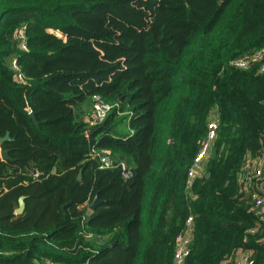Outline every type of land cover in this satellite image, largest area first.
Returning <instances> with one entry per match:
<instances>
[{
	"label": "trees",
	"instance_id": "1",
	"mask_svg": "<svg viewBox=\"0 0 264 264\" xmlns=\"http://www.w3.org/2000/svg\"><path fill=\"white\" fill-rule=\"evenodd\" d=\"M263 45L264 0H0V150L13 159L0 158V264H173L188 215L185 264L239 248L264 264L259 191L242 183L264 150V71L228 64ZM94 95L116 105L91 125Z\"/></svg>",
	"mask_w": 264,
	"mask_h": 264
},
{
	"label": "built area",
	"instance_id": "2",
	"mask_svg": "<svg viewBox=\"0 0 264 264\" xmlns=\"http://www.w3.org/2000/svg\"><path fill=\"white\" fill-rule=\"evenodd\" d=\"M19 37L23 39L24 34L22 31L19 33ZM24 47V42H22ZM255 61H260L261 65L259 71H264V45L256 48L250 52H247L241 56L231 59L228 64L232 67L243 69L249 64ZM12 67L18 69L16 61L13 60ZM18 79H21V75H17ZM92 107L87 119L91 125H96L105 120L112 107L116 104H112L104 100L100 95H94L92 97ZM30 113V111H29ZM218 122L216 118H211L207 123V131L205 138L200 142L199 150L196 152L191 165L188 168L187 176L188 181H191L195 177H198L202 173V161L206 158L211 145L217 135ZM92 156L98 159V166L101 169H109L119 167L121 175L124 179H129L132 175L130 168L123 162H115V160L109 155L108 151L104 149H92ZM257 160H250L248 164L249 171L243 178V189L248 190V186L251 182L256 183V188L259 192L253 193L254 199V212L258 216V225L253 227L250 232L253 233L261 225L263 227L262 240L264 242V150H261ZM39 173L36 171L34 177H38ZM261 192V193H260ZM193 235V216L188 215L185 219L181 232L176 236L174 241V248L172 254L173 264H185L186 258L190 253V246ZM229 260H225L228 263ZM254 258L251 250L239 248L235 252L234 262L232 264H253Z\"/></svg>",
	"mask_w": 264,
	"mask_h": 264
},
{
	"label": "water",
	"instance_id": "3",
	"mask_svg": "<svg viewBox=\"0 0 264 264\" xmlns=\"http://www.w3.org/2000/svg\"><path fill=\"white\" fill-rule=\"evenodd\" d=\"M30 116L32 117L33 121L35 122V124L37 123L35 118H34V115L30 112ZM91 132H89L90 134ZM10 136H9V132H6V134L0 138V143L5 141V140H10ZM0 157L1 159H6V160H13L11 158V156L9 155V149H2L0 151ZM120 159H123V156L120 157ZM55 168L53 169V172H55ZM101 203L100 199L98 198L97 195L94 196V199L92 200V202L89 204V209L90 210H94L95 207ZM25 209V195H20L18 197V206L16 207L15 209V214L19 215L21 214Z\"/></svg>",
	"mask_w": 264,
	"mask_h": 264
},
{
	"label": "crops",
	"instance_id": "4",
	"mask_svg": "<svg viewBox=\"0 0 264 264\" xmlns=\"http://www.w3.org/2000/svg\"><path fill=\"white\" fill-rule=\"evenodd\" d=\"M91 107H92V100H91V105H90V103L87 105V107H86V117H87V115L89 116V114H90V111H91ZM85 117V118H86ZM88 118V117H87ZM1 151V150H0ZM1 158V157H0ZM30 175H31V172L29 173ZM27 175V174H26ZM32 175H33V173H32ZM1 189H3V190H6L7 188L4 186V184H2L1 185ZM229 262H231V263H225V264H232L233 262H234V258H232V259H230L229 260Z\"/></svg>",
	"mask_w": 264,
	"mask_h": 264
}]
</instances>
